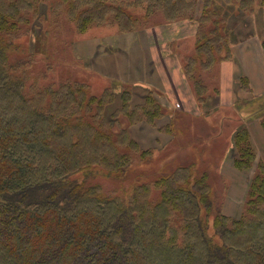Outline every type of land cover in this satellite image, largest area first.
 Wrapping results in <instances>:
<instances>
[{
	"label": "trees",
	"instance_id": "1",
	"mask_svg": "<svg viewBox=\"0 0 264 264\" xmlns=\"http://www.w3.org/2000/svg\"><path fill=\"white\" fill-rule=\"evenodd\" d=\"M45 1L0 0V264H264L263 162L239 218L216 210L206 175L198 177L190 166L157 182L162 187L157 203L145 185L127 197L110 198L91 183L101 170L125 173L131 157L121 148L140 151L119 119L132 91L118 99L111 88L91 96L86 84L67 81L57 89L48 86L46 107L25 96L19 64L8 53L19 49L15 39L33 22L41 28ZM59 1L80 31L109 13L124 32L147 25L125 9L141 0L128 6L125 0ZM144 1L148 17L162 13L165 24L187 19L198 25L187 74L202 106L217 99L219 90L207 83L206 88L195 69H212L232 58L233 17L262 16L264 49V0H204L199 18V0ZM149 112L160 110L154 106ZM126 116L130 124L141 120ZM234 141L237 168L252 169L256 152L246 126Z\"/></svg>",
	"mask_w": 264,
	"mask_h": 264
},
{
	"label": "rangeland",
	"instance_id": "2",
	"mask_svg": "<svg viewBox=\"0 0 264 264\" xmlns=\"http://www.w3.org/2000/svg\"><path fill=\"white\" fill-rule=\"evenodd\" d=\"M218 1H215L216 4ZM45 2L47 9L42 18L41 28H36L33 22L28 32L22 33L15 39L19 49L8 53L11 61L19 64L16 73L22 78L25 96L39 106L46 107L48 86L57 89L67 81L86 84L91 96L99 95L111 88V94L118 99L127 89L132 91L125 112L119 119L122 123L121 129L129 132L130 137L140 145V151L121 148L122 152H128L131 157V163L125 173L117 176L101 170V175L92 179L91 183L99 184L105 196L110 198L127 197L135 187L145 185L151 190L150 201L157 203L156 200L160 199L161 194L159 189H162L158 185L155 186L157 182L163 176L172 174L178 167L190 166L198 177L202 174L206 175L209 184L207 186L212 190L216 210L220 209L225 215L239 218L242 204V213L246 207L257 164L264 163V160L258 159L256 155L252 169L239 170L235 164L238 151L234 138L246 123L264 118V95L252 93L242 97L235 96L234 109L222 112H217L216 98L214 100L211 98L204 104L205 109H203L206 111H203L202 115L195 116L182 112L184 104L190 102L185 103L186 100H181L182 106L176 100V87L180 89L182 87L175 77H172L169 84L164 83V85L159 75L156 76L160 79L159 83L148 81L146 66L150 46L158 59L162 52L172 58L171 74L174 76H179L177 60L180 58L182 74L188 80L187 61L195 56L196 45L190 41L184 43L178 41L190 33L188 24L192 21L181 19L174 24L167 23L166 28L163 29L167 35H160L163 46L159 39L161 45L159 47L153 36L146 41L141 37L145 38L146 31L147 34L154 31L152 27L163 25L166 20L162 13L146 16L147 2L144 0L138 1L140 4L137 7L125 8L128 14L138 15L139 18L147 20L146 26L141 27L140 31L133 32L122 31L116 23L115 15L111 13L104 21L94 24L89 30L80 31L69 17L67 8L58 4L59 0ZM130 2L133 3L135 0H125L124 4L128 6L131 5ZM203 2L204 0H199L196 12L198 18L201 16ZM229 23L232 24L230 28L234 37L231 41L232 58L235 48L242 51L241 48L251 38L258 39L257 44L262 45L260 34L263 19L260 14L244 15L236 21L233 17L232 22ZM135 33L138 35H134ZM176 40L177 44L174 43ZM168 42H173L172 46L171 43L168 46ZM223 58H225L224 54ZM157 66L161 70L164 69L163 62ZM195 70L201 75L202 83L206 88H208L207 84H211L213 89L216 85L218 87L219 77L215 69L201 71L202 69L196 68ZM136 82H147L148 85L144 86ZM243 82L242 78L238 80L237 77L233 86L235 92L240 87V92H247L250 84L248 83L245 88ZM191 86L194 91L192 84ZM183 94H188L187 90L183 91ZM148 101L152 104L147 108ZM189 105L194 108L192 104ZM154 106L160 110V113L149 112ZM111 113L110 110L108 114ZM124 114H132L135 119L141 117V120L130 124ZM248 132L250 134L249 129ZM250 142L254 148L251 135ZM259 147L262 151L260 156L264 158V145L260 144ZM214 219L213 214L210 219L211 226ZM210 234H213L212 227Z\"/></svg>",
	"mask_w": 264,
	"mask_h": 264
},
{
	"label": "crops",
	"instance_id": "3",
	"mask_svg": "<svg viewBox=\"0 0 264 264\" xmlns=\"http://www.w3.org/2000/svg\"><path fill=\"white\" fill-rule=\"evenodd\" d=\"M189 34L181 39H179L180 41L178 42H192L194 43V45H196V41H197V25L195 23H191L189 22ZM164 28H166V24L163 25H159L158 27H152V32L150 33H144L145 38L141 37V39H143V41L151 38L153 36V38L155 39V43L160 47L161 45L163 46V40L162 36L160 35H167V33L165 32V30H163ZM181 29V28H180ZM179 29V30H180ZM139 33V32H137ZM137 33H135L134 35H138ZM243 37L246 40L244 31H242ZM159 39H160V44H159ZM174 42V41H173ZM171 46H172V43ZM177 40L174 42L176 43ZM259 41L258 39L255 38H251L249 40L246 41V48L245 46L243 48H241L242 51L237 50V47L234 50V56L233 58L228 61H223L217 64V66H214L216 68H213V70H216V73L218 74V88H219V95L217 98L218 101V109L217 112H222L223 110H228V109H234V103H233V99L235 98V96L237 97H242V96H246L248 94H261L264 95V49L261 47V44H257ZM261 42V41H260ZM168 42V46L170 44ZM177 44V43H176ZM256 44V45H254ZM245 48V49H244ZM248 48V49H247ZM247 49V50H246ZM150 50V51H149ZM161 50V49H160ZM149 52V60H148V64L146 66L147 71H148V81L154 82V83H159L160 79L156 78L157 75H159V77H161V81L165 84H169L172 80V77H175V80L178 82L179 85H181L182 89L176 87V92L177 96H176V100L182 104L183 103L181 100H186L185 103L188 101L190 102L189 104H192L194 108H192L189 104H184V106L182 107V112H187L190 113L192 115L197 116V114L202 115L204 110V106L200 105V103L198 102L196 95L194 94V91L192 89V86L190 84V82L185 78V76L182 74L181 71V59L178 58L177 60V71L179 76H174L171 74V65H172V58L169 57V55H167V53L162 52L160 55V58L158 59L153 51L151 50L150 46L148 49ZM160 62L164 63V69L161 70V68L159 66H157V64H159ZM162 74H161V73ZM165 77V78H164ZM238 77L239 79H243L246 78L248 83L250 84V88L247 89V92H240V88H238L239 90L237 92L234 91V84L235 81ZM140 85H148L147 82H136ZM237 84H239L237 82ZM153 86V85H150ZM213 89L212 85H211V90ZM188 94H183V91H186ZM243 93V94H242ZM188 106V107H187ZM192 108V109H191ZM204 108V109H203ZM214 111V110H213ZM195 113V114H193ZM261 119H258L254 122H248L246 123V127L249 129L250 131V135L252 138V143L254 146V150L256 151V155L258 156V159L260 160H264L263 156H260V154L262 153V151H260V144L264 145V129L262 127V122ZM224 121V120H223ZM255 124L253 126V124ZM224 126V125H222ZM261 162V161H260ZM259 163V162H258ZM242 211H243V204H242ZM242 211L240 216L242 215ZM227 216L229 214H226ZM230 217L233 215H229Z\"/></svg>",
	"mask_w": 264,
	"mask_h": 264
}]
</instances>
